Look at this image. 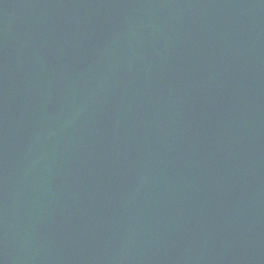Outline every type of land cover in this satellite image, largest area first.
I'll return each mask as SVG.
<instances>
[{
	"label": "water",
	"instance_id": "obj_1",
	"mask_svg": "<svg viewBox=\"0 0 264 264\" xmlns=\"http://www.w3.org/2000/svg\"><path fill=\"white\" fill-rule=\"evenodd\" d=\"M0 264H264V0H0Z\"/></svg>",
	"mask_w": 264,
	"mask_h": 264
}]
</instances>
